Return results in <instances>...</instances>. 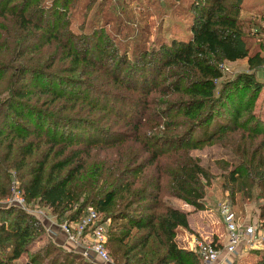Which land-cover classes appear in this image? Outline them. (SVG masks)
Instances as JSON below:
<instances>
[{
  "label": "trees",
  "instance_id": "1",
  "mask_svg": "<svg viewBox=\"0 0 264 264\" xmlns=\"http://www.w3.org/2000/svg\"><path fill=\"white\" fill-rule=\"evenodd\" d=\"M248 2L151 0L168 20L151 39L120 1L0 0V200L14 171L26 209L61 224L88 207L109 219L115 264H201L176 242L191 230L169 203L205 208L214 178L190 152L221 147L231 194L264 196V120L252 113L263 84L238 74L216 86L223 63L264 65ZM175 18L189 20L185 35ZM26 209H0V264L47 233ZM61 249L49 239L26 264H90ZM250 253L264 264V248Z\"/></svg>",
  "mask_w": 264,
  "mask_h": 264
},
{
  "label": "rangeland",
  "instance_id": "2",
  "mask_svg": "<svg viewBox=\"0 0 264 264\" xmlns=\"http://www.w3.org/2000/svg\"><path fill=\"white\" fill-rule=\"evenodd\" d=\"M111 1L112 2L120 1V4L126 7L125 8L126 10L131 11V13L135 11L136 13L134 12L132 16L134 23L139 24L140 26L148 25L149 28H151L150 31L153 36L151 37V39H153L158 34L160 36V33L164 30V29L160 30L162 29L161 23L165 25L168 22L167 16L165 18L163 15L164 13L161 10L162 8L161 5H157V4L158 3L161 4V2H167L169 0H157L156 5H154L153 3H150L151 0H111ZM248 3L252 4L251 1H249ZM253 5L255 6V9H253V11H251L252 8L249 10V12H251V14H249L250 15L249 17L256 20L258 27L261 28L260 30V29H256L257 27H254V29L252 30V34H254V38L252 42L257 44V42H263L264 40V0L257 1V4L253 3ZM146 10L148 11L149 15L141 14L142 12H146ZM138 12H141V13L138 14ZM175 20L179 21L178 18H175ZM185 20L186 21L180 20L179 23L178 21H176L179 25L177 23L172 25L173 26L172 30H174L172 32L185 35L186 33L184 29L189 23V20L187 18H185ZM183 38L184 37H181V39ZM219 68L222 72V78L216 81L217 87H219L222 83L233 80L235 76L238 74H253L255 78L259 82H261V84H263L262 88L260 89L258 93L257 99L252 107V113L255 116L264 120V65H262L261 67L253 71L248 68L247 61L244 60V61H239L238 63H235V64L234 63L232 64L223 63L220 65ZM190 154L193 157L198 158L201 162V165L204 168L209 169L210 173L213 175L214 179H212L205 193L204 200L207 203L204 202L203 200V203L208 204L209 207L207 209L204 208L203 211L209 210L213 218L215 217L217 220H216V223H214V225H210L207 228V226L204 227L202 225V222L200 221V218H199V221H200L199 223L201 224L200 233L202 234V236H200L199 234L193 233V231L184 232L182 230H179L176 236V242L181 248H184L185 250H188V248H190V245H192V240H198L204 243L217 244L221 252L220 254L221 261L219 262V264H225L224 263L225 261H222V260H224V258L227 257L226 254L224 253V248H223L224 242L226 240V231H225L224 226L221 224L222 219L219 213V208L221 204H223L224 202H228L230 204L238 225L243 226L249 223L250 224L258 223L259 229L263 231L264 233V228L262 227V220L259 219V212H260L259 207L264 205V196L258 197L257 195H253L252 198L244 199L237 192L234 194H231V189L233 186L229 184L228 179H226L225 177H223V175H221L218 167L215 164V162L218 160H226L228 162H232L231 160H233L231 155L226 150L222 149L221 147L209 145L201 149L192 150ZM10 174L13 180L11 182V185L14 183L16 186L19 187L18 185L19 183L15 179V172L11 171ZM231 197H232V202L230 200ZM10 198H11V189H10L9 197L6 199L0 200V209H6V208L8 209V207L11 208L12 205L7 204V201ZM169 203L171 205H174V202L172 201V199L169 200ZM183 205L185 206L186 204L183 203ZM23 209H26V208L24 207ZM26 210H27V213L33 215L35 218L37 217L40 220L41 224L44 226L47 233L46 235L42 236L40 240L35 241L31 246H29L28 254H24L15 264H26L29 261V257L32 254V252H36L48 242L49 240L48 236L50 237L54 235L57 236L58 233L62 234L59 227L63 226L65 223H68V222H65L61 224V221H56L55 218L45 208H42L41 206L27 207ZM101 219L103 220V218ZM104 223L106 224L105 225L106 232H108L110 228L109 219L104 220ZM211 230H215L216 232V233L215 232L213 233L215 234L214 236H216L215 239L213 240L216 242L212 241V238L211 239L209 238L211 236L208 235V232ZM187 233H189L191 236L187 235ZM201 239H204V240H201ZM59 241H63V242L67 241V243H69L68 240H65V235H62ZM59 241L58 242L54 241V243H56V245L58 244L57 246L61 247L64 250L71 251L72 253L83 256L86 261L90 262V264H103L100 260L92 256L83 255L81 250H79L80 248L76 244H72L73 246L72 249H65L66 245ZM262 246L260 248H262ZM66 248H69V247L66 246ZM240 251H242V249H239L238 253ZM245 251L248 252L247 254H249V256L247 255L248 257L245 256L246 258L243 257L244 259L240 260V261L243 260V262H240L238 258L237 260L233 261V259L229 258L231 256H229L227 258V260H229V264H253L256 258L254 255H251L250 251L253 252L257 250L256 249H244V253ZM108 253L111 258V264H115V262L113 261L114 260L113 256L110 253V250H108ZM46 262L47 260H44L41 264H46Z\"/></svg>",
  "mask_w": 264,
  "mask_h": 264
},
{
  "label": "built area",
  "instance_id": "3",
  "mask_svg": "<svg viewBox=\"0 0 264 264\" xmlns=\"http://www.w3.org/2000/svg\"><path fill=\"white\" fill-rule=\"evenodd\" d=\"M7 204L24 208L25 204L19 187L14 183L11 186V198L7 201ZM219 213L226 231L223 248L227 257L222 260L225 261V264H229L227 258L238 254L239 249H260L264 242V233L259 229L258 223L238 225L228 202L221 204ZM105 225L101 216L92 207H88L80 221L68 222L59 228L66 236V240L76 244L83 255L97 258L103 264H111V258L106 248L107 233ZM188 250L199 256L201 264H219L221 261V252L217 244L192 240V245Z\"/></svg>",
  "mask_w": 264,
  "mask_h": 264
},
{
  "label": "crops",
  "instance_id": "4",
  "mask_svg": "<svg viewBox=\"0 0 264 264\" xmlns=\"http://www.w3.org/2000/svg\"><path fill=\"white\" fill-rule=\"evenodd\" d=\"M249 1H251V3H252V4H249V5H253V3L256 4L257 1H263V0H249ZM238 62H235V63H238ZM230 64H232V63H230ZM172 201L174 202V205H172L174 208L179 209V210H181V211H183V212L188 214V226H189V229L191 231H193V233L199 234L200 236H202V234L200 233V229H201L200 228L201 224L199 223L200 221L202 222V225L204 227L207 226V228L210 225H214V223H216L217 219L215 217L213 218V216L210 214L209 210H207V211H195L193 207L188 206V205L184 206L183 203L180 202L179 200L172 199ZM204 202H206V201L204 200ZM206 203H203L205 209H207L209 207V205L206 204ZM199 218H200V221H199ZM221 224L223 225V223H221ZM182 231L187 232L186 230H182ZM214 232H215V230H211V231L208 232V235L211 236L209 238L210 239L212 238V241H214L213 239H215V237H216V236H214L215 234H213ZM62 235H63V233L62 234L58 233L57 236H55V235L51 236L52 238L50 236H48V237L53 242L54 241L58 242ZM187 235L191 236L189 233H187ZM65 240H66V237H65ZM201 240H204V239H201ZM59 242L64 243L67 247H69V248H66V246L64 245L65 249H72L73 248L71 244L67 243V241H64V242L63 241H59ZM214 242H216V241H214ZM263 248H264V246H262V248H260L258 250H262ZM247 253H248L247 251H245V253H244V249H242V251H240L238 254H236L234 256H231L229 258L233 259V261L237 260V258H238V260L240 261L241 259H244V258L247 257V255H248Z\"/></svg>",
  "mask_w": 264,
  "mask_h": 264
},
{
  "label": "water",
  "instance_id": "5",
  "mask_svg": "<svg viewBox=\"0 0 264 264\" xmlns=\"http://www.w3.org/2000/svg\"><path fill=\"white\" fill-rule=\"evenodd\" d=\"M63 235H64V234H63ZM65 237H66V236H65ZM69 244H71V245H72V243H70V242H69ZM72 247H73V246H72ZM79 250H81V249H79ZM96 259H97V258H96ZM98 260H99V259H98Z\"/></svg>",
  "mask_w": 264,
  "mask_h": 264
}]
</instances>
